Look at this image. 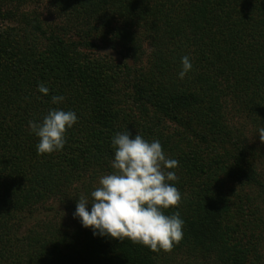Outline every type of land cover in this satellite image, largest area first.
Segmentation results:
<instances>
[{
	"label": "trees",
	"instance_id": "1",
	"mask_svg": "<svg viewBox=\"0 0 264 264\" xmlns=\"http://www.w3.org/2000/svg\"><path fill=\"white\" fill-rule=\"evenodd\" d=\"M6 17L0 264H264V0H0ZM50 108L78 120L62 150L38 155L28 121ZM126 130L179 161L182 199L165 213L185 223L168 251L94 236L73 217Z\"/></svg>",
	"mask_w": 264,
	"mask_h": 264
},
{
	"label": "clouds",
	"instance_id": "2",
	"mask_svg": "<svg viewBox=\"0 0 264 264\" xmlns=\"http://www.w3.org/2000/svg\"><path fill=\"white\" fill-rule=\"evenodd\" d=\"M193 68L188 55L181 57L183 79ZM39 93L47 95L45 83L38 85ZM62 95L52 96V103L63 102ZM75 111L50 108L42 120H29L31 132L38 138V155L60 151L66 143V131L77 122ZM264 141V126L257 130ZM115 149L111 161L112 172L99 178V186L88 196H80L73 217L94 236L126 238L150 250L168 251L183 238L184 220L179 211L166 214L165 210L177 206L181 193L174 181L179 161L170 158L159 139L148 141L139 133L129 130L117 132L112 138ZM89 205L91 207L89 208Z\"/></svg>",
	"mask_w": 264,
	"mask_h": 264
},
{
	"label": "rangeland",
	"instance_id": "3",
	"mask_svg": "<svg viewBox=\"0 0 264 264\" xmlns=\"http://www.w3.org/2000/svg\"><path fill=\"white\" fill-rule=\"evenodd\" d=\"M36 5H37V4H35V3H34V4H33V3H30V4H29L28 6H26L25 8H24V6H22L20 9H21V10H22V9H26V10H28L27 8L32 9V8H34ZM48 7H49V6H48ZM48 7H45L44 3H41V5L39 6V9L42 10L43 17H45L46 19L51 20V19H53L54 14H52L51 9L48 8ZM0 21H3L4 23H9V22H10V19H9L8 17H6V18H4V19L0 18ZM57 21H58V19H57Z\"/></svg>",
	"mask_w": 264,
	"mask_h": 264
}]
</instances>
